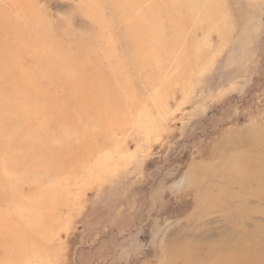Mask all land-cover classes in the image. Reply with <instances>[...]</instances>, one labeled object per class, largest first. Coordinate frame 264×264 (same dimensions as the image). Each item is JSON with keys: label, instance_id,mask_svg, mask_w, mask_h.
Masks as SVG:
<instances>
[{"label": "rangeland", "instance_id": "374dc122", "mask_svg": "<svg viewBox=\"0 0 264 264\" xmlns=\"http://www.w3.org/2000/svg\"><path fill=\"white\" fill-rule=\"evenodd\" d=\"M261 176L264 0H0V264H264Z\"/></svg>", "mask_w": 264, "mask_h": 264}, {"label": "bare ground", "instance_id": "6f19581e", "mask_svg": "<svg viewBox=\"0 0 264 264\" xmlns=\"http://www.w3.org/2000/svg\"><path fill=\"white\" fill-rule=\"evenodd\" d=\"M231 168H232V167H231ZM242 170H243V169H241L240 172H239V178H240L242 175H244V173H245V172H243ZM263 177H264V176L258 177V178H257L258 181H256V182L261 183V184H264V179H263ZM239 178H237V180H239ZM226 202H227V203H230V200L227 199ZM215 243H216V242H215ZM215 243H214V244H215ZM214 244H213V245H214ZM213 245H212V249H210V250H213ZM254 245H256V242H255V241H254ZM216 246H218V244L215 245L214 247H216ZM251 247H253V245H252ZM254 247H255V246H254Z\"/></svg>", "mask_w": 264, "mask_h": 264}]
</instances>
